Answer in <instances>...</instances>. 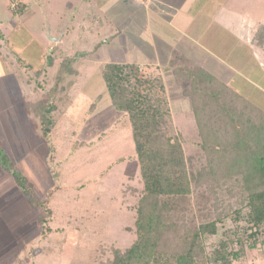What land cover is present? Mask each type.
Wrapping results in <instances>:
<instances>
[{
	"label": "rangeland",
	"instance_id": "374dc122",
	"mask_svg": "<svg viewBox=\"0 0 264 264\" xmlns=\"http://www.w3.org/2000/svg\"><path fill=\"white\" fill-rule=\"evenodd\" d=\"M17 2L28 7L26 15H13ZM139 3L111 0L109 13L90 20L75 0H0V156L25 177L29 191L0 166V264H101L113 249L125 250L135 241L141 179L128 118L111 106L101 77L104 64L156 58L159 67L143 65L140 75L161 78L173 133L194 172L205 156L188 95L192 81L199 80L203 91L210 83L225 84L264 112V49L255 45L264 28V0H191L199 47L169 53L162 44L148 54L157 40L154 29H168L174 40L177 34L151 8L148 31ZM183 8L179 12L186 15ZM208 16L215 21L210 24ZM51 52L55 66L48 70L44 59ZM64 58L71 61L68 73L60 91L51 92ZM37 70L39 78L28 86L26 74ZM37 83L43 88L35 90ZM49 98L55 103L46 107ZM49 108L54 126L44 136L36 114ZM218 227L217 236L204 241L207 251L233 226L227 221ZM259 241L232 264H264V233Z\"/></svg>",
	"mask_w": 264,
	"mask_h": 264
},
{
	"label": "trees",
	"instance_id": "16d2710c",
	"mask_svg": "<svg viewBox=\"0 0 264 264\" xmlns=\"http://www.w3.org/2000/svg\"><path fill=\"white\" fill-rule=\"evenodd\" d=\"M26 7L17 2L13 15H23ZM255 43L264 49V28L255 35ZM46 55L49 70L55 58L53 52ZM17 61L31 70L29 64ZM69 62L61 59L55 68L51 92L60 91ZM39 70L26 74L28 86L39 78ZM139 70V65L129 63L101 67L111 106L128 118L142 185L135 241L125 250L113 249L112 258L101 264H232L242 259L264 233V112L225 84L210 83L203 91L199 80L192 81L188 95L205 156L194 172L187 167L180 140L173 133L161 78L144 77ZM36 87L43 88L38 83ZM54 103L52 98L45 101L46 107ZM51 110L36 114L44 136L54 126ZM1 161L0 156V166L22 191L29 192L25 177ZM212 195L222 197L216 201ZM199 197L210 199V207ZM28 200L35 208L31 195ZM227 221L232 229L224 231L215 248L207 251L204 241L216 237L218 226Z\"/></svg>",
	"mask_w": 264,
	"mask_h": 264
},
{
	"label": "crops",
	"instance_id": "0c3cea01",
	"mask_svg": "<svg viewBox=\"0 0 264 264\" xmlns=\"http://www.w3.org/2000/svg\"><path fill=\"white\" fill-rule=\"evenodd\" d=\"M123 1L124 0H122V2ZM139 1H140V3L138 4V6L144 10V20H145L146 24L149 25L148 31L153 30V28H152L153 25L149 24V22H148V20L152 19L149 16V9L151 8V11L156 13V15L158 13H162L165 16L164 25L165 26L167 25L168 28L172 29V31L175 34H177V37L174 40V39L168 38V36H167L168 33L166 32L168 29H166V31L163 29L162 30L161 29H154L153 32L156 33L157 40H156V42L153 41L151 43L152 47H149V49H148L149 51L147 52V54L157 52L155 47H158L162 44L165 45V47L167 48V51L169 53H171L173 50H176V51L184 50V49H182V47L184 48L185 46H189V44H191L193 46V48L199 47L198 46L199 44L197 45V43H199L200 41L198 38L195 37V34L192 31V29L195 27L194 19H195V17H197V16H195L197 11H195V9L192 8L193 5L191 4V0H186L187 3H185V5H183L184 6L183 9L187 10L186 15L185 14L183 15L179 12V10H181L179 8H181L183 6L182 5H176L173 2H167V1L165 2L162 0H159L160 3L156 2L154 0H139ZM110 2H111V0H109V1L108 0H75V3L77 5V11H79V12L81 10L83 11V8L85 6L87 8L86 10H88L87 19H90V20H97L98 18H100V16H98L96 14L104 15L105 13H109L110 6L108 7V5L110 4ZM112 2H114V0H112ZM106 3H107V5H106ZM155 5H156V7H154ZM165 9L170 12V13H167L169 16L166 14ZM27 10H28V7H26V11ZM26 11L24 12V14L22 16L26 15ZM199 13H202V12L199 11ZM156 18L158 19V16ZM206 18L208 20L211 19L210 24L213 23V21H215V17L212 18V17L208 16ZM160 19H163V18H160ZM191 27H192V29H191ZM195 29H196V27H195ZM189 31H190L191 35H190ZM202 33H204V32H202ZM202 33H199V34H202ZM190 36H192L193 38L191 37L192 38L191 39ZM179 39H181V40H179ZM104 43H106V42H104ZM123 43H124V41H123ZM202 51L206 52L204 49ZM151 58H152V60H150V59H147V61L141 60L140 62L137 63V65H139L140 67H142L143 65L146 67L152 66V65H154V66L156 65L155 67H159V64L155 63V61H154L156 58L154 56ZM114 63H119V62H114ZM217 63H218V61H217ZM124 64H128V62L124 63ZM129 64H136V63L129 62ZM218 68H219V66H218Z\"/></svg>",
	"mask_w": 264,
	"mask_h": 264
}]
</instances>
